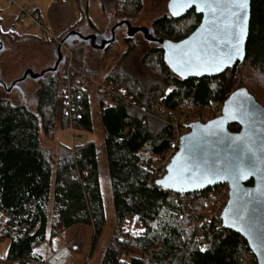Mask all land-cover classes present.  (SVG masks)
<instances>
[{
	"label": "trees",
	"instance_id": "1",
	"mask_svg": "<svg viewBox=\"0 0 264 264\" xmlns=\"http://www.w3.org/2000/svg\"><path fill=\"white\" fill-rule=\"evenodd\" d=\"M82 1L76 3L83 22ZM99 3L119 20L134 19L142 10L141 0ZM199 23L192 10L180 19L163 16L150 29L160 39L179 42ZM72 38L68 37L69 46ZM125 40L131 46L102 80L123 97L112 96V103L106 104L107 93H96L103 131L100 147L88 140L73 148L58 145L54 154L42 144L41 133L52 140L69 126L62 111L64 81L59 69L36 79L31 107L0 98V213L5 216L0 238H10L0 264L39 263L33 250L47 233L53 238L75 225L91 226L96 243L105 224L101 152L114 220L99 264H256L246 242L224 230L220 218L201 222L208 208L201 195L187 194V205L173 203L154 185L153 168L169 150L173 124L182 116L211 118L212 103L223 104L240 88L264 108V0L250 2L245 58L235 72L240 83L234 88L228 85L229 70L215 78L182 80L169 70L159 47L142 53L134 40ZM83 44L71 48L73 62L90 76L81 56ZM137 52L139 73L135 64L126 62ZM90 100L86 89L75 100L79 118L72 126L79 132L93 131ZM229 130L236 132L238 127Z\"/></svg>",
	"mask_w": 264,
	"mask_h": 264
},
{
	"label": "water",
	"instance_id": "2",
	"mask_svg": "<svg viewBox=\"0 0 264 264\" xmlns=\"http://www.w3.org/2000/svg\"><path fill=\"white\" fill-rule=\"evenodd\" d=\"M250 2L243 10V34L239 29H226L236 18L232 17L229 4L212 5L219 9L215 13L200 0L192 4H178L175 0L167 2L168 14L176 19L183 18L190 11L200 17L197 28L185 39L179 42L160 39L154 34L149 35L148 28L130 29V23L122 20L111 29L110 38H103L100 45L96 41L99 35L84 36L75 31L68 32L55 48L56 60L46 71L34 74L27 70L25 74L6 84L0 79V86L6 91L16 89L27 77L33 80L45 74L56 73L63 60L61 45L69 44L70 35L81 43L89 44L95 50H106L115 42L113 35L118 26L127 25V38L142 32L148 43L155 44L163 51L164 61L169 70L182 80L205 79L220 76L227 70L233 75L245 58V45L249 33ZM197 8L203 11H197ZM239 39V52L236 51ZM3 50L0 41V51ZM198 53L199 58L193 56ZM231 54L230 60H225ZM219 65L221 71L216 70ZM238 127L231 132L230 126ZM189 132L181 138L180 148L167 168L166 175L155 184L165 190L180 194L203 192L220 184L229 187L228 202L222 211L221 226L244 240L253 254L256 264H264V108L248 93L245 88L232 92L222 104L219 117L206 124H191ZM252 151L249 152L248 149ZM243 159H239L240 156ZM228 162L237 168L236 176H217L212 170L217 165ZM243 172L244 178H236ZM252 183L251 186H248ZM245 208L244 222L238 221L236 212ZM250 229V231L246 230Z\"/></svg>",
	"mask_w": 264,
	"mask_h": 264
},
{
	"label": "rangeland",
	"instance_id": "3",
	"mask_svg": "<svg viewBox=\"0 0 264 264\" xmlns=\"http://www.w3.org/2000/svg\"><path fill=\"white\" fill-rule=\"evenodd\" d=\"M12 1L15 3L14 6L7 4L6 0H0V40L4 46V50L0 51V70L2 73L1 78L4 82H6V84H9L11 79L14 77H22L29 69H31L34 74L46 71L53 66L56 60V45L54 47V44H50L46 38L42 37L38 27L34 25H25L24 22L19 19L16 8L25 7L27 9L39 10L43 20L41 21L42 24L50 31V22L47 20L48 12L52 10L51 4L54 2L58 3L57 0ZM168 1L169 0H141L142 10L134 19L129 20L130 25L132 27L150 28L151 24L155 20L169 15L167 11ZM81 9L84 10L86 17L83 22L80 23L78 29L82 34H84V36L90 34H97V36H100L103 31H106L107 33L108 30L118 21H122L121 19L119 20L118 18L114 17L111 8L105 7V9H103L100 6L99 0H83L81 2ZM50 15H52L54 19H59L62 15V8L58 7L56 12H52ZM183 27L178 26L179 29H182ZM11 35H17L18 37L8 39L7 36ZM132 40L136 42L137 50L139 52L143 53L152 47V45L144 42L140 35H136ZM79 44L82 43L73 41L72 46L67 48L71 49L72 47H76ZM131 44L132 43L129 44L125 42L122 30L116 32L115 42L104 51L95 50L94 48H91L89 44L84 43V47L81 49V56L86 66V70L90 74V78H92L93 81L97 83L102 81L104 76L109 73L116 63L121 59V57H123V53L128 47L131 46ZM139 52L133 53L135 55L132 56V60L129 57H126V62H128V65L135 64L136 66H134V68L138 71L135 69L134 70L138 73L140 71L137 63ZM64 53V50L61 49V54ZM58 69L59 73H61V64L58 66ZM228 77V85L230 87L234 88L236 83H240L238 78L235 77V73L233 75L229 71ZM37 84L38 83H36V79L33 80L31 77H27L23 82L18 84L16 89L14 88L12 91H6L2 86H0V98L4 97L15 103H23L24 105L31 107L34 105L36 99V90L38 88ZM168 90H170V88ZM261 90L264 95V86ZM96 93L97 91L94 87H89L93 131L91 133H86L75 130V133L77 135L83 136L85 141H94L100 147L103 139V131L99 120V108L97 104ZM200 113L205 114L207 112ZM187 116L196 117L190 114ZM199 117L210 118L207 116ZM41 142L44 146L51 148L55 154L58 145L71 147L70 130L68 128L58 130L54 136V139L52 140L47 139L41 133ZM99 161L101 164V188L105 211V224L96 243H94L93 240V229L89 225H75L62 231L53 238H50L47 233L45 241L36 245L33 250L35 257L39 259L40 262H27L26 264L100 263L103 251L110 237L109 235L114 220V212L110 188L108 182L105 179L106 163L104 161V155L102 152L100 153ZM209 210L211 209L207 208L206 214L209 212ZM49 214L50 211H48V216ZM4 220L5 216L0 213V229L4 225ZM9 244V237L4 236L0 238V263L5 260Z\"/></svg>",
	"mask_w": 264,
	"mask_h": 264
},
{
	"label": "built area",
	"instance_id": "4",
	"mask_svg": "<svg viewBox=\"0 0 264 264\" xmlns=\"http://www.w3.org/2000/svg\"><path fill=\"white\" fill-rule=\"evenodd\" d=\"M6 3L12 6L15 5L12 0H6ZM16 9L19 19H21L25 25H34L38 27V29H40L42 37L46 38L56 46L60 45L61 40L53 36L51 32L47 28H45L39 18L36 9H27L25 7H17ZM67 47H69V45L67 44L61 45V49L65 52L64 54H62L63 62L61 64V78L62 81H64V87L62 90V111L65 116H67V120L69 123L68 129L70 130L71 134V148H73L75 146L81 145L85 141V138L83 136L77 135L75 133V129L72 126V122L75 119L79 118V107L75 103V100L80 97V91L85 89L89 90V87H94L96 91H105L107 93V96L105 98L106 104L112 103V96L115 98H122L123 96L120 92L112 91L110 89V86L104 84V81H100L98 83L94 82L93 79L90 78V76L85 72L82 66H76V64L73 62L71 49H68ZM212 105L214 106V116L211 118H202L199 116H182V119H180L179 123L173 124L174 130L172 132V138L169 143V150L163 157H161L157 161L156 165L153 168V178L155 180V183L161 180L166 175L167 168L169 167L172 159L177 154L180 148L181 138L189 132V125L194 123L206 124L210 120L221 115L222 104L212 103ZM155 183L154 185L156 186ZM156 187L163 191L173 203L186 204V195L168 191L158 186ZM193 194L198 196L201 195L203 201L205 202V205H207L208 209H211L207 214H205V216H203L201 222H210L213 219L221 217L222 211L224 210L228 202L229 187L227 184H220L203 192H197ZM201 222L196 223V225L199 226V223Z\"/></svg>",
	"mask_w": 264,
	"mask_h": 264
},
{
	"label": "snow or ice",
	"instance_id": "5",
	"mask_svg": "<svg viewBox=\"0 0 264 264\" xmlns=\"http://www.w3.org/2000/svg\"><path fill=\"white\" fill-rule=\"evenodd\" d=\"M176 3L184 5V4H192L195 3L196 0H175ZM200 2L204 3L205 5H207L209 7V10L213 11L214 13L216 11H219V9H213L212 5H220V4H229L234 6V8L229 9V12L231 14L232 17L236 18L235 20H233L229 25H226V29L231 31L234 28H238L239 29V34L240 36H242L243 34V24L242 22V18L244 17L245 13H244V9L248 3V0H200ZM197 11H203V9L201 8H197ZM239 39L237 40V44H236V51L239 52ZM193 56L196 58H199V54L198 53H193ZM232 58L231 54H227L225 57V60H230ZM216 70L217 71H221L222 69L220 68L219 65H216ZM249 152L252 151L251 148L248 149ZM239 159H243V156L241 155L239 157ZM217 165L216 167H214V169L212 170V174L213 175H217V176H236V172H237V168L234 167L232 164L225 162L223 164H220L219 160H217ZM239 179H243L244 178V174L243 172H240L239 176L236 177ZM246 209L241 207L237 210L236 212V217L238 221L244 222V211ZM248 231H250V229H246Z\"/></svg>",
	"mask_w": 264,
	"mask_h": 264
},
{
	"label": "crops",
	"instance_id": "6",
	"mask_svg": "<svg viewBox=\"0 0 264 264\" xmlns=\"http://www.w3.org/2000/svg\"><path fill=\"white\" fill-rule=\"evenodd\" d=\"M57 2L58 3L54 2L53 4H51L52 10H50V12H48L47 20L50 22L51 34L53 36H55L56 38H59L60 40H62V38L68 32L72 31V29L74 31V28L76 29V26L80 25V23L82 22V13L78 7V4L76 3V0H57ZM58 7L62 8V15L59 19H54L53 16L50 14L52 12L53 13L56 12V9ZM37 12H38L40 20L43 21L40 11L37 10ZM74 39L75 38H73V40ZM76 41H78V40H75V42ZM78 42L81 43L80 41H78ZM53 46L55 47V45H53ZM29 70H31V69H29ZM1 77H2V73L0 70V79L3 81V79ZM15 79H18V77L12 78L11 82L9 84H11ZM4 83H6V82H4Z\"/></svg>",
	"mask_w": 264,
	"mask_h": 264
},
{
	"label": "flooded vegetation",
	"instance_id": "7",
	"mask_svg": "<svg viewBox=\"0 0 264 264\" xmlns=\"http://www.w3.org/2000/svg\"><path fill=\"white\" fill-rule=\"evenodd\" d=\"M119 23V21L116 23V24H118ZM115 24V25H116ZM114 25V26H115ZM128 26L127 25H122V26H118L115 30H114V32H113V35H114V37H115V40H116V32L117 31H119V30H122V32H123V34H124V38L125 39H129V38H127L128 37V34H129V30H128V28H127ZM113 28V26L108 30V32L106 33V31H103L102 32V34L99 36V38H97L96 39V41L98 42V46L100 45L99 43L101 42V40L103 39V38H110V35H111V29ZM138 28H145V27H132L131 25H130V29H138ZM149 29V33H148V36L149 35H152L153 33H152V31H151V29L150 28H148ZM76 32V31H75ZM77 33H80V34H82L79 30L77 31ZM82 35H84V34H82ZM95 35H97V34H95ZM136 35H140V37H141V39L142 40H144V42H146V43H148L146 40H145V36H144V34H143V31L142 32H138V33H136L133 37H131L132 39L136 36ZM1 41V40H0ZM125 42H126V40H125ZM148 44H150V45H152V46H157V45H155V44H151V43H148ZM3 45V44H2ZM3 50H4V46H3ZM2 50V51H3ZM62 62H63V60H62ZM62 62H61V64H62ZM60 66V65H59Z\"/></svg>",
	"mask_w": 264,
	"mask_h": 264
}]
</instances>
